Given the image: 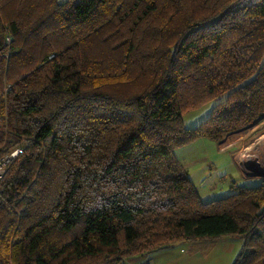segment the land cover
I'll use <instances>...</instances> for the list:
<instances>
[{
	"label": "trees",
	"instance_id": "obj_1",
	"mask_svg": "<svg viewBox=\"0 0 264 264\" xmlns=\"http://www.w3.org/2000/svg\"><path fill=\"white\" fill-rule=\"evenodd\" d=\"M214 99L198 125L181 116ZM264 116V0H0V264H131L238 235L264 178L203 201L173 155Z\"/></svg>",
	"mask_w": 264,
	"mask_h": 264
},
{
	"label": "rangeland",
	"instance_id": "obj_2",
	"mask_svg": "<svg viewBox=\"0 0 264 264\" xmlns=\"http://www.w3.org/2000/svg\"><path fill=\"white\" fill-rule=\"evenodd\" d=\"M214 102L212 99L185 111L181 116L183 126L198 125L207 117ZM260 137H264V116L219 141L199 137L176 147L173 155L197 188L200 198L207 201L231 193L232 183L252 186L258 183L259 178H264V174H253L249 169L262 168L255 163L252 155L247 158L248 167L240 161L245 148ZM241 244L242 238L238 235L201 241L179 240L161 250L142 255L150 258V264H231ZM138 257L133 258L131 264H138Z\"/></svg>",
	"mask_w": 264,
	"mask_h": 264
},
{
	"label": "bare ground",
	"instance_id": "obj_3",
	"mask_svg": "<svg viewBox=\"0 0 264 264\" xmlns=\"http://www.w3.org/2000/svg\"><path fill=\"white\" fill-rule=\"evenodd\" d=\"M249 155H252L255 159V163L259 165V167H262V168H258V167H251V168H255L257 170L262 171V173H264V137L258 138L257 141L247 146L244 152L242 153V155L240 156L241 163H244L246 167H248L247 158H249Z\"/></svg>",
	"mask_w": 264,
	"mask_h": 264
},
{
	"label": "built area",
	"instance_id": "obj_4",
	"mask_svg": "<svg viewBox=\"0 0 264 264\" xmlns=\"http://www.w3.org/2000/svg\"><path fill=\"white\" fill-rule=\"evenodd\" d=\"M19 148L14 149L13 151H11L8 155L2 157L0 159V177L2 176V174L4 173L6 166L8 164V162L15 157V155L19 152Z\"/></svg>",
	"mask_w": 264,
	"mask_h": 264
},
{
	"label": "crops",
	"instance_id": "obj_5",
	"mask_svg": "<svg viewBox=\"0 0 264 264\" xmlns=\"http://www.w3.org/2000/svg\"><path fill=\"white\" fill-rule=\"evenodd\" d=\"M58 2H60V1H63V0H57ZM162 248H160V249H157V250H161ZM156 251V250H155ZM152 253V252H151ZM143 257H144V259H143ZM136 261L138 262V264H150V258L149 257H145V255H141L140 257H138L137 259H136Z\"/></svg>",
	"mask_w": 264,
	"mask_h": 264
},
{
	"label": "water",
	"instance_id": "obj_6",
	"mask_svg": "<svg viewBox=\"0 0 264 264\" xmlns=\"http://www.w3.org/2000/svg\"><path fill=\"white\" fill-rule=\"evenodd\" d=\"M251 171H253V174H259V175H261V174H264V173H262V171H260V170H257V169H255V168H249Z\"/></svg>",
	"mask_w": 264,
	"mask_h": 264
}]
</instances>
